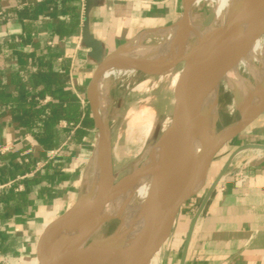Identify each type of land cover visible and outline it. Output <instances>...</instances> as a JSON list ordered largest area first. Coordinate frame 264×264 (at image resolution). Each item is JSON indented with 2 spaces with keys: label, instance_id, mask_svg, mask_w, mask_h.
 <instances>
[{
  "label": "crops",
  "instance_id": "crops-1",
  "mask_svg": "<svg viewBox=\"0 0 264 264\" xmlns=\"http://www.w3.org/2000/svg\"><path fill=\"white\" fill-rule=\"evenodd\" d=\"M183 8V0H0V143L12 147L3 161L17 166L29 162V152L45 153L30 169L19 167L14 176L0 177V264L32 263L46 222L80 197L82 173L97 148L95 127L85 129L62 119L58 128L69 135L46 149L12 120L6 100L20 83L30 93L40 91L46 80H35L34 73L56 58L55 69L63 65L67 71V79L58 80L64 86L56 93L74 94L88 107L87 87L97 63L82 41L84 21L109 54L147 31L175 24ZM32 9L34 17L29 16ZM74 13L79 23L62 36L57 30L61 21ZM54 101L49 94L41 99L43 104ZM78 131L83 138L74 142L71 137ZM223 152L227 153L223 166L199 206L194 210L189 202L180 212L158 264H264V113ZM32 178L36 179L27 189L25 183ZM7 182L14 184L2 188ZM20 184L23 189L17 191Z\"/></svg>",
  "mask_w": 264,
  "mask_h": 264
},
{
  "label": "water",
  "instance_id": "water-1",
  "mask_svg": "<svg viewBox=\"0 0 264 264\" xmlns=\"http://www.w3.org/2000/svg\"><path fill=\"white\" fill-rule=\"evenodd\" d=\"M184 1L183 12L176 22L179 29L185 26L189 19V7L187 0ZM238 5H257L258 11L254 28L264 24V0H239ZM201 6L202 29L194 40L189 51L177 64L170 65L169 57L164 56L160 61V72L153 73L144 67L135 64L133 61H122L117 63L116 54L125 49L123 46L116 51L104 54L102 44L90 34L87 21H84L82 30V41L88 49V55L97 63L96 70L88 84L86 98L89 109L93 116L94 127L97 130V147L99 148V162L101 167V183L94 191L92 200L85 213L79 217L76 208L85 195L91 191L84 192L71 207L59 215L49 227L41 234L36 244L35 257L37 264H109L97 261L91 257L95 248V243H87L86 237L89 229L99 215L102 207L101 196L103 191L113 187L115 182L114 163L112 152V141L110 131L109 114L102 119L96 105L97 82L100 69L103 66H126L135 68L145 75L158 76L170 67L183 64L181 68L182 81L186 87L184 96L173 89L177 101L174 103L169 120L171 123L167 131L164 142H161L163 132L155 142V147H160L159 154L155 157L152 153L146 162L147 165L155 162V182L151 194L153 210V222L150 228L145 231L138 239L137 247L133 256L137 264H151L154 256L159 257L162 248L169 241L177 218L189 201L198 193L195 191L197 181L205 175L217 154L232 140L245 131L255 120L264 113V80L258 81L253 77L257 87L255 103L249 107L238 95L236 85L226 78V74L231 69L235 60L236 48L231 52L225 51L218 37V32L212 26L213 11L208 9L209 3L204 2ZM242 67L241 73L245 71ZM202 75L198 85L193 86L196 78ZM226 86L233 96V104L239 114V118L231 124L218 129L219 114L214 123V135L208 140L201 149L187 157L177 171L171 168V158L179 141L186 134L193 118L203 111L211 101L219 102V95L222 86ZM162 143V144H161ZM228 164L224 167L222 175L225 173ZM214 185L210 188L199 211L198 217L204 209ZM76 215L77 220L74 235L69 239L71 253L64 259L52 261V259L65 250L66 244L53 251L52 245L57 238V234H51V229L59 227L62 223L71 220ZM116 229L105 236L100 235L101 239L109 240L117 231ZM57 233V232H56Z\"/></svg>",
  "mask_w": 264,
  "mask_h": 264
},
{
  "label": "bare ground",
  "instance_id": "bare-ground-1",
  "mask_svg": "<svg viewBox=\"0 0 264 264\" xmlns=\"http://www.w3.org/2000/svg\"><path fill=\"white\" fill-rule=\"evenodd\" d=\"M238 1L187 0L190 14L183 28L179 29L180 26L175 23L172 27H164L148 32L147 35L155 41L146 46H142L140 42L132 48H123L116 54L117 63L130 60L153 73H159L160 61L164 56L169 57L170 65L180 62L202 29V22L193 14V7L207 2L212 6V26L217 29L222 48L229 53L236 48L234 64L227 72L226 78L236 85L238 95L251 107L256 101L257 89L250 85L240 69L244 67L243 69L252 78L254 77L258 81L264 80V24L254 28L258 11L257 5H238ZM194 16L196 19H194ZM194 28L197 29V32L192 41H190L188 34ZM180 38V43H178ZM136 72L135 68L121 65H105L100 69L96 105L102 119L107 114H110L112 104L107 88L108 81L112 76L124 77ZM159 76L160 79L167 78L171 85L177 89L185 88L182 81V73L180 70L177 71L176 65L170 67L167 72ZM201 79L202 75L198 76L192 87L198 85ZM233 106L236 109V106ZM218 114L219 104L216 101H211L203 111L193 118L186 134L179 141L172 155L171 168L173 171H177L187 157L199 151L213 137L214 123ZM153 122L147 127L148 134L152 133ZM166 136L167 133L162 143ZM154 150L151 152L152 154ZM159 152L160 150L158 154ZM156 166L155 162H151L149 165L143 163L134 171L115 181L112 188L103 191L101 211L87 233L86 242L97 232L101 225L111 220H118L119 224L117 231L109 240L101 239L100 234L92 239L91 242L95 243V248L91 253L93 259L109 264H137L133 254L137 247L138 239L150 228L153 222L151 194L155 182ZM88 171L92 177L90 185L92 188L77 205L76 212L79 217L88 209L93 193L101 183L98 147ZM206 177L207 173L197 181L195 191L203 188ZM70 219L50 231L51 234H57V238L52 245L53 251L66 244L65 250L56 255L52 261L64 259L72 251L68 241L75 232V227L73 226L77 220L76 215ZM32 264H37V262ZM151 264H154L153 260Z\"/></svg>",
  "mask_w": 264,
  "mask_h": 264
},
{
  "label": "rangeland",
  "instance_id": "rangeland-1",
  "mask_svg": "<svg viewBox=\"0 0 264 264\" xmlns=\"http://www.w3.org/2000/svg\"><path fill=\"white\" fill-rule=\"evenodd\" d=\"M211 7L212 6L209 4L208 9ZM201 9V6L193 7V14L198 17L199 20L202 16ZM195 16L194 19H196ZM170 26L172 27L173 25ZM150 31L139 35L125 46L129 49L140 42L142 46L152 44L155 40L147 35V33ZM190 31L191 32L188 34V36L190 41H192L197 29L194 28ZM180 40L181 38L179 39L178 43H180ZM182 66L183 64H179L177 66V71H181ZM242 74L249 81L250 85L257 89V87H255L256 84L254 83L253 78L246 71H243ZM171 86V82L168 81L167 78L165 79V77L160 79L159 75L150 76L139 71H137L135 74L126 75L124 77L112 76L108 81L107 88L112 103L110 107L109 118L115 181H118L123 176L134 171L143 163H146L153 149H155L153 155H155V157L158 155L160 147H155L154 144L159 139L162 132L164 134L162 136L161 142L163 141L171 123L169 118L171 116L174 103L177 101V94L175 96ZM172 87L182 97L184 96L186 87L180 89H177L174 86ZM218 104V129H221L228 124L234 123L239 118V114L233 106V96L231 95L229 89L224 85L220 90ZM152 121H154V127L152 129V133L148 134L147 127ZM95 138H98L97 131ZM226 155L227 153L225 154L222 149L213 160L207 172L206 182L203 188L199 190L198 193L189 201L190 204H192L190 206L192 209L195 210L199 206L201 199L211 184V181L216 176L217 172H219V169L223 166L222 159L226 158ZM90 163L88 162L84 173H82V177L84 176V179L82 180V188L80 190L82 193L79 192L81 195L89 190L92 182V177L89 175L88 171ZM58 217L59 216H56L53 219L47 221L43 230L41 231V234L47 229L49 226L48 224H51L53 221L58 219ZM118 224V220H111L101 225L87 243H90L92 239L98 234L105 236L112 233ZM152 260L154 264H158L157 256H154ZM35 262H37L36 257L32 260V263Z\"/></svg>",
  "mask_w": 264,
  "mask_h": 264
},
{
  "label": "trees",
  "instance_id": "trees-1",
  "mask_svg": "<svg viewBox=\"0 0 264 264\" xmlns=\"http://www.w3.org/2000/svg\"><path fill=\"white\" fill-rule=\"evenodd\" d=\"M32 6V5H31ZM32 11L29 10V16L34 17ZM79 19L76 13L71 15L68 21H61L58 32L62 36L68 35L73 32ZM66 58H64V62ZM56 58H52L48 66L43 70L36 69L34 76L35 80H46L45 85L40 91L30 93L26 88L25 83L18 85L16 93L6 100V103L11 108L12 120L19 124L21 127L28 130V132L41 144L45 145L46 149H51L59 145L65 139L69 132L67 129L58 128L60 120H65L68 124L77 125L81 124L82 128L92 129L94 121L92 113L88 107H83L80 100L74 94H57V89L63 87V83L58 80L67 79V71L62 66L58 65L56 68ZM58 64V63H57ZM33 74H30V77ZM51 95L55 101L53 103L43 104L41 99L45 95ZM83 138L81 131L76 132L71 139L74 142H80ZM8 155L1 156L2 163L0 165V177L14 176L19 167L30 169L37 160L45 158V153L40 152L38 155L32 152L27 153L29 162L24 161L20 165L6 163L3 158ZM36 178L28 179L25 183L27 189H30Z\"/></svg>",
  "mask_w": 264,
  "mask_h": 264
},
{
  "label": "built area",
  "instance_id": "built-area-1",
  "mask_svg": "<svg viewBox=\"0 0 264 264\" xmlns=\"http://www.w3.org/2000/svg\"><path fill=\"white\" fill-rule=\"evenodd\" d=\"M2 14H3V13L0 12V16H2ZM82 103H84V102L82 101ZM11 149H12V147L5 146V145H2V144L0 143V165H1V163H2L1 156H2V155H5V154H6L7 152H9ZM13 184H14L13 182H7V183L1 185V187H2V188H4V187H12ZM22 189H23V185H22V184L16 186V190H17V191H20V190H22Z\"/></svg>",
  "mask_w": 264,
  "mask_h": 264
}]
</instances>
